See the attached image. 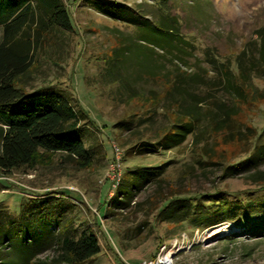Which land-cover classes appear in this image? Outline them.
Here are the masks:
<instances>
[{"label": "rangeland", "instance_id": "374dc122", "mask_svg": "<svg viewBox=\"0 0 264 264\" xmlns=\"http://www.w3.org/2000/svg\"><path fill=\"white\" fill-rule=\"evenodd\" d=\"M116 1L143 12L151 31L107 17L86 6L84 0H64L73 28L64 34L52 32L57 40L60 37L64 51L41 43L35 52L38 70L28 81L29 87L62 76L59 80L65 90L88 112L90 118L81 123L83 138L97 154L92 166L84 170L73 169L56 155L50 164L0 171V222H20L22 216L37 212L0 244V264H60L55 261L58 237H78L90 230L97 233L101 251L84 264H264V232L254 234L249 229L261 223L264 210L258 205L246 207L248 200L264 199V189L246 178L264 170V157L247 172L241 166L224 176L219 163L195 164L196 147L190 135L176 148L147 147L144 140L156 141L154 130L135 123L130 129L121 126L132 113H142L151 105L143 96L125 99L132 94L131 88L144 96L159 97L173 83L171 75L178 69L197 75V82L205 85L191 86L203 99L201 107L216 106V100L232 103L220 82L218 65L229 60L237 71L235 55L264 28V0H164L163 6L156 0ZM167 13L177 19L179 34L158 23ZM125 79L130 81L128 93H117L116 86ZM253 84L264 88V78H253ZM241 109L243 130L249 131L246 125L254 127L259 145L264 144V99L246 102ZM158 111L154 127L167 121L162 107ZM113 145L122 150L120 183L129 186L120 193L116 192L119 185L112 190L108 179ZM226 148L228 153H237V146ZM162 162H168L167 180L160 185L153 180L135 187L123 180L130 171ZM184 167L194 168L190 174L183 172ZM172 192L191 196L219 193L210 204L217 211L175 223L164 219L163 213L156 215L161 193L171 196ZM41 200L44 205L39 206ZM49 210L53 213L46 214ZM205 221L211 222L206 225ZM168 252L171 255L166 258Z\"/></svg>", "mask_w": 264, "mask_h": 264}, {"label": "trees", "instance_id": "16d2710c", "mask_svg": "<svg viewBox=\"0 0 264 264\" xmlns=\"http://www.w3.org/2000/svg\"><path fill=\"white\" fill-rule=\"evenodd\" d=\"M84 1L86 6L107 17L151 31L148 19L136 7L116 0ZM156 1L160 5L164 3V0ZM158 23L179 32L177 19L170 17L168 13ZM0 24L3 26L0 41V171L34 168L39 163L50 164L54 162L56 155L62 163H69L75 170L89 169L97 150L94 146L86 145L83 138L84 124L81 123L90 118L88 112L78 99L65 90L63 81L59 80L62 76H55L56 79L45 80L39 85L29 87L28 84L35 70H38V65L34 64V55L41 43L52 44L58 52L61 48L64 51L65 46L60 37L57 40L56 34L52 32L64 34L73 28L66 3L64 0H0ZM255 33L257 38L248 42L235 55L233 62L236 72L232 70L229 60L218 65L222 72L220 82L224 86V92L233 100L232 103L225 105L221 100H216V106L208 103V106L201 107L199 103L203 99H199L196 89L192 90V87L205 85L197 82V75L178 69L171 75L173 83L165 86L166 90L159 97L144 96L131 88L132 94L130 92L125 99L129 101L143 96L151 105L142 113H132L128 119H124L121 126L130 129L131 124L135 123L138 126L145 125L150 131L154 130L156 141L144 140L143 145L147 147L176 148L185 143L190 135L192 144L196 147L193 149L195 164L209 166L219 163L223 166L224 176L229 175L227 172H233V168L240 170L241 166H245L247 172L251 165H257L258 160L264 157V144L259 145L256 129L246 125L249 131H244V121L239 119L241 108L246 102L264 99V88L259 89L253 84V78H264V28ZM209 60L216 62L214 59ZM129 84L130 81L126 79L122 81L116 86L117 93H128ZM173 94L176 97L171 99ZM214 100L210 102L213 103ZM144 105L145 102H142L143 107ZM160 107L164 110L167 121L154 127L155 115L159 113ZM89 122L97 127L92 119ZM228 145L237 146V153H233L235 150L228 153ZM240 154H243L241 159L232 160ZM167 165L168 162H162L159 165L141 166L130 171L123 180L135 187L153 180L160 185L167 180ZM185 167L183 172L191 174L195 165L188 170ZM246 176L256 182L260 189H264V170H256ZM128 188L122 182L116 192L120 193ZM169 188L174 190L171 183ZM216 194L219 193L202 196L182 192H172L171 196H167L161 193L159 202L162 204L156 215L163 213L164 219L174 223L196 217L197 214L207 217L217 211L216 207L210 205L216 201ZM205 196L209 199L204 200ZM247 203L246 207L258 205L260 210H264V199L248 200ZM226 204L227 201L221 203L219 208ZM42 205L44 203L41 200L39 206ZM51 213L53 210L46 212ZM36 215L37 212L33 211L22 216L20 222L13 219L5 224L0 222V244L10 239L13 229L23 226L26 220L31 221ZM205 222L207 225L211 221ZM249 229L254 234L264 232V218L259 225ZM57 243L59 254L55 261L60 264H84L101 251L99 237L93 230L82 232L78 237L62 234ZM6 264L12 263L7 261Z\"/></svg>", "mask_w": 264, "mask_h": 264}, {"label": "built area", "instance_id": "2783aa9c", "mask_svg": "<svg viewBox=\"0 0 264 264\" xmlns=\"http://www.w3.org/2000/svg\"><path fill=\"white\" fill-rule=\"evenodd\" d=\"M114 156L109 162L108 166V179L111 180L112 190L116 188L121 179V159L122 150L117 145H113Z\"/></svg>", "mask_w": 264, "mask_h": 264}, {"label": "bare ground", "instance_id": "6f19581e", "mask_svg": "<svg viewBox=\"0 0 264 264\" xmlns=\"http://www.w3.org/2000/svg\"><path fill=\"white\" fill-rule=\"evenodd\" d=\"M169 255H171V252H168V253L165 255V257L168 258ZM163 259H164V257H161V260H163Z\"/></svg>", "mask_w": 264, "mask_h": 264}, {"label": "crops", "instance_id": "0c3cea01", "mask_svg": "<svg viewBox=\"0 0 264 264\" xmlns=\"http://www.w3.org/2000/svg\"><path fill=\"white\" fill-rule=\"evenodd\" d=\"M0 27H1V29H2V36H3V26H2V24H0ZM1 40H2V37H1ZM0 40V41H1Z\"/></svg>", "mask_w": 264, "mask_h": 264}]
</instances>
